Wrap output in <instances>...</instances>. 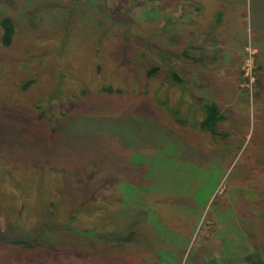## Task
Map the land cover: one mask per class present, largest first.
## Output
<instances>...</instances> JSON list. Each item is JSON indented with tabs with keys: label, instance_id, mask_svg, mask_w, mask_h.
Listing matches in <instances>:
<instances>
[{
	"label": "rangeland",
	"instance_id": "rangeland-1",
	"mask_svg": "<svg viewBox=\"0 0 264 264\" xmlns=\"http://www.w3.org/2000/svg\"><path fill=\"white\" fill-rule=\"evenodd\" d=\"M3 17L0 264L264 259V0H0Z\"/></svg>",
	"mask_w": 264,
	"mask_h": 264
},
{
	"label": "trees",
	"instance_id": "trees-1",
	"mask_svg": "<svg viewBox=\"0 0 264 264\" xmlns=\"http://www.w3.org/2000/svg\"><path fill=\"white\" fill-rule=\"evenodd\" d=\"M222 16H223V13H219V17H218L219 22H221ZM0 27L2 28V31H3V37L1 40V44L4 47L11 46L13 39H14V35H15V24L13 23L12 19H10L9 17H3L2 20L0 21ZM157 70H158V68H151L148 71V76L153 77L155 75V73L157 72ZM167 74L169 75L168 77L171 78V80L175 84L182 86L185 83V81L176 72L168 69ZM106 91L114 92V90L112 88H108ZM200 107L204 113V117H203L202 121L200 122V128L202 130L206 131L207 133L211 134L213 137H221L222 139H224L223 137H225V135L221 134L218 126L220 123H223L226 121L227 116H225L221 112L218 104L215 103L214 101H204V102H202ZM178 119L180 121H183V119H181L180 117H178ZM61 128H63V126L58 125V130ZM132 181L133 180L129 181L128 178H124L122 183L124 182V184H130ZM110 182H113V181L111 180ZM117 183L119 184L118 180H117ZM68 192H72V194H73L72 199H73L75 196V189H71V191L68 189ZM118 227L119 226L115 227V229ZM68 230L72 231L74 234L76 233V235H79L82 237L83 236L87 237L85 232H81L79 229L73 228V226L71 228H68ZM105 230L107 231L106 234H108V236H111L112 238H114L115 236L118 237L117 232H119V235H121L120 234V228L117 229V232L115 231L113 234H109L113 229L110 230L109 228H106ZM14 244L20 245V246L24 247L25 249H35L38 246L42 245V243H40L39 241H36V240H18V241H15ZM209 261H207L205 264H211V262L209 263ZM211 261H212V264H216V263L221 264L224 262V259H221V260L214 259ZM229 262H231V264H237V261L233 260V259H229ZM243 262L246 264H264V259H262L261 255L259 253L258 254L253 253V254L247 255L243 259Z\"/></svg>",
	"mask_w": 264,
	"mask_h": 264
},
{
	"label": "crops",
	"instance_id": "crops-1",
	"mask_svg": "<svg viewBox=\"0 0 264 264\" xmlns=\"http://www.w3.org/2000/svg\"><path fill=\"white\" fill-rule=\"evenodd\" d=\"M256 2H257V0H256ZM257 18H258V16H257Z\"/></svg>",
	"mask_w": 264,
	"mask_h": 264
}]
</instances>
